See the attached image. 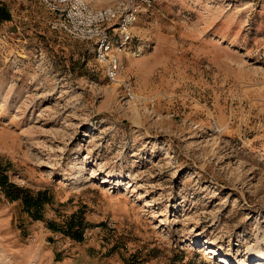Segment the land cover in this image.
<instances>
[{
    "label": "rangeland",
    "instance_id": "rangeland-1",
    "mask_svg": "<svg viewBox=\"0 0 264 264\" xmlns=\"http://www.w3.org/2000/svg\"><path fill=\"white\" fill-rule=\"evenodd\" d=\"M0 2V166L52 196L33 219L0 185V264H264V0H154L114 82ZM77 213L81 240L47 225Z\"/></svg>",
    "mask_w": 264,
    "mask_h": 264
},
{
    "label": "built area",
    "instance_id": "built-area-1",
    "mask_svg": "<svg viewBox=\"0 0 264 264\" xmlns=\"http://www.w3.org/2000/svg\"><path fill=\"white\" fill-rule=\"evenodd\" d=\"M50 14V27L70 38L92 44L105 77L114 82L125 68V56L139 54L134 28L140 15L152 8L154 0H112L93 5L88 0H40ZM128 92L130 79L124 80Z\"/></svg>",
    "mask_w": 264,
    "mask_h": 264
},
{
    "label": "trees",
    "instance_id": "trees-1",
    "mask_svg": "<svg viewBox=\"0 0 264 264\" xmlns=\"http://www.w3.org/2000/svg\"><path fill=\"white\" fill-rule=\"evenodd\" d=\"M10 19L11 13L8 7L0 2V23ZM0 185L9 199L21 200L24 211L29 213L33 219L44 220L45 204L52 202V196L48 190L34 191L10 182L8 176L4 174L2 166H0ZM47 225L49 228L62 231L77 240H81L85 228L84 220L78 213L71 215L63 225L53 220L47 221Z\"/></svg>",
    "mask_w": 264,
    "mask_h": 264
},
{
    "label": "bare ground",
    "instance_id": "bare-ground-1",
    "mask_svg": "<svg viewBox=\"0 0 264 264\" xmlns=\"http://www.w3.org/2000/svg\"><path fill=\"white\" fill-rule=\"evenodd\" d=\"M209 249V252H213V249L212 248H208Z\"/></svg>",
    "mask_w": 264,
    "mask_h": 264
}]
</instances>
